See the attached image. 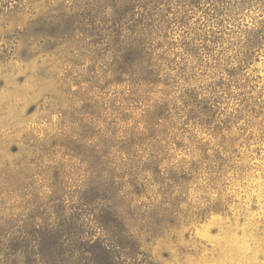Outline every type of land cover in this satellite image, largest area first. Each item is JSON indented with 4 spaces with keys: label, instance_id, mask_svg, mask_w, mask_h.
<instances>
[{
    "label": "rangeland",
    "instance_id": "1",
    "mask_svg": "<svg viewBox=\"0 0 264 264\" xmlns=\"http://www.w3.org/2000/svg\"><path fill=\"white\" fill-rule=\"evenodd\" d=\"M23 9L0 15V208L75 209L97 147L129 155L122 173L155 154L185 172L180 217L145 242L151 264H264V40L246 37L264 5L174 2L155 81L111 85L62 40L29 49L24 30L48 8Z\"/></svg>",
    "mask_w": 264,
    "mask_h": 264
},
{
    "label": "trees",
    "instance_id": "2",
    "mask_svg": "<svg viewBox=\"0 0 264 264\" xmlns=\"http://www.w3.org/2000/svg\"><path fill=\"white\" fill-rule=\"evenodd\" d=\"M37 1L48 10L29 20L24 30L27 47L38 41L52 43L53 48L62 40L69 45V55L92 65L88 70L98 64L111 85L154 82L147 70L162 56L157 51L163 48L159 39L168 37L170 8L176 1L200 0H0V15L16 17L26 4ZM233 2L237 14L264 5V0ZM246 37L251 49L260 45L264 19L255 20ZM95 149L92 167L99 166L93 169L95 185L75 209L65 199L59 211L51 205L56 199L42 212L34 203L16 207L18 212L0 208V264H151L145 242L163 224L180 217L173 189L185 171L167 169L164 159L151 154L133 172L122 173L129 155L114 161L110 151L107 155L101 147Z\"/></svg>",
    "mask_w": 264,
    "mask_h": 264
}]
</instances>
